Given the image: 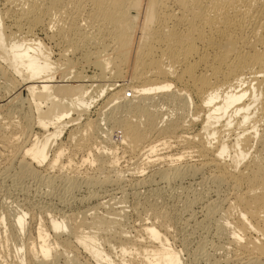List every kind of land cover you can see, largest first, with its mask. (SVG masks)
Here are the masks:
<instances>
[{
    "label": "bare ground",
    "instance_id": "obj_1",
    "mask_svg": "<svg viewBox=\"0 0 264 264\" xmlns=\"http://www.w3.org/2000/svg\"><path fill=\"white\" fill-rule=\"evenodd\" d=\"M39 30L58 51L44 44V38L37 36ZM64 62L77 65L84 72L82 79L75 78L71 84L58 81L56 69ZM118 79L138 86L129 87L130 95L117 96L104 119L115 122L119 132L122 127L129 129L130 136H121L128 147L143 134L179 131L186 135L185 131L198 127L186 141L198 148L195 152L204 158L202 165L210 168L203 178L208 187L195 188L193 198L185 193V213L212 189L231 188L237 195L241 208L234 203L229 207L239 217V228L222 210L230 199L224 196L225 190V198L220 200L218 195L205 201L202 218L193 224L195 234H200L192 264H264V249L259 247L242 246L235 261L226 260L229 245L243 241L244 229L260 232L253 221L264 225V0H0V81L10 92L7 110L0 112V141L13 148L18 159L17 165L5 166L0 174V190L5 192L0 194V239L16 248L13 258L0 254V264H104L106 259L115 264L99 235L102 229H112L102 228L93 217L89 223L93 226L77 224V216L73 217L79 212L55 215L56 207H52L84 203L77 196L83 183L94 190L96 185L121 180L122 174L81 181L67 170L55 174L40 167L46 163L55 167L67 149L58 145L73 126V116L82 117ZM86 83L94 87V94H85ZM22 126L47 133L34 132L32 140L19 142L10 134ZM55 146L58 149L51 157ZM148 147V163L168 165L136 182L150 186L149 198L166 192L167 196L182 194L178 189L183 181L204 169L184 165L182 154L160 157L158 144ZM104 148L98 153L110 156L107 150L111 151L114 156L109 163L116 167L114 150ZM98 160L93 155L82 161L94 164ZM177 181L181 185L176 186ZM43 199L44 205L50 199V210L41 206ZM188 219L181 217L177 223L186 226ZM142 230L148 237L130 240L132 246L124 231L117 229L119 236L105 242L119 248L123 260L131 254L149 264L182 261L166 232L155 223L144 224ZM78 246L90 250V262H85L87 256L82 261Z\"/></svg>",
    "mask_w": 264,
    "mask_h": 264
},
{
    "label": "rangeland",
    "instance_id": "obj_2",
    "mask_svg": "<svg viewBox=\"0 0 264 264\" xmlns=\"http://www.w3.org/2000/svg\"><path fill=\"white\" fill-rule=\"evenodd\" d=\"M37 36L44 38V44L49 47L52 46L54 48V52L58 51L57 45H55L51 40L49 42V40L44 37V34L42 31L40 30L37 31ZM70 65H72L70 62H64V63H61V66L60 65L57 66L56 71H57L58 81L63 79L64 82L70 83L75 78H78L79 80L82 79V77L84 76V72L81 69H79L77 65H74V66H70ZM111 66L112 64H110V67ZM89 74H91V70ZM85 85H86L84 88V90L86 91L85 94L87 95L94 94L95 92L94 87L90 85L89 83H86ZM130 86L133 88H136L138 85L135 82L132 83L128 79L116 80V85L111 87L107 95L101 96L98 99V101L94 103L93 106H91L90 110H88L87 112H83L84 115L82 117L79 118V115L73 116V118L71 119L72 122L70 124V126L72 125L73 126L70 129L67 128L66 129L67 131H65L61 137L62 141L61 139L59 140L61 142L58 141L59 142L58 146L62 145L63 147L67 148L66 149L67 152L65 151V154H64L65 157L63 155L62 158H60L59 161L56 163L55 167H52L50 165V168H49L48 163L44 164L42 168L40 167V169L42 170L52 171L55 174H60L61 172H64L65 170H67L68 172L65 171V173H68L70 176L72 175L71 177L74 176L75 178H80L82 179L81 181L85 180L86 178L87 179L90 177L92 178L94 176L97 177V176H107V175L112 176L113 175L115 177V173H118L120 175L122 174L121 180L123 181H121L120 179H117L114 183H112V181H108L109 183L107 182V184L103 183L104 185L99 184V185L94 186V190H93V187L89 188L86 186L85 183H83L84 186H82V188L78 190L77 196L82 197L85 200L84 203H81V204L78 203L71 208H67V207H64L58 204H53L54 207L52 208L54 209L56 207L55 208L56 210L54 209L52 213L55 215H58L59 213L61 214L62 211L63 212L64 211L66 212L75 211V214L79 212L73 217V218H76L77 216L76 218L78 222V223L76 222L77 224L82 222L88 225L89 223H91V221H93V218H94L96 221H98L101 224L102 228H105L108 230L112 229L111 232L105 230L107 234L102 229L99 232V235L103 238L101 240H103V246L105 248L106 253L108 254L109 257H111L115 261V264H149L148 261L145 260L144 258L136 257L131 254L125 255V260H123L120 254L117 253L119 248L113 249L111 245L105 242V240L107 238H117L119 236V233L121 231H124L123 235L125 239L128 240V244L130 243L129 246H132V243L130 242V240L132 241L134 240V238L138 240L139 239L141 240L143 238L142 241H145V238H147L148 235L146 234V232L142 230V228L144 224L146 223L151 224V222L155 223V225L158 227L159 230H161L162 232H166L165 235H167V237L170 239L173 245V248H175L181 254V258H182L181 260L183 262L180 261L179 264H192L191 254L195 250L194 247L197 246L196 242L198 241V238L196 237H198L200 234L199 232H198V235L195 234L197 231L195 230L193 224H195L194 223L195 220H199L200 218H202L201 216H203L204 209H205L204 206H206L205 204L212 201V198L213 200L218 199V195H219L220 200L228 196V198H230L231 200L229 199L230 202L228 201L224 205V208L222 210L229 217L230 221L232 222V225H234L236 228L237 227L239 228V224H238L239 217L232 210L233 206L229 207V203L236 204L239 209L241 208V206L238 203L236 193L231 188L230 189L221 188V190H218L219 192L218 191L216 192L214 189L209 191L207 198L203 199V201L201 200L197 202V204L196 203L193 204L194 207L192 211L186 212V213L185 211H183L184 204L182 203H183V200L185 199V193L186 195H190L193 198L194 197L193 192L195 188L200 189L201 185H202V189L208 187V184H204L205 181L203 178L204 176H207L209 174L210 168H205V166L202 165L203 162L205 161L203 157L197 156L198 154L195 152V150H197L198 148H195L193 144L187 143L188 141H186V138L189 137L188 135L192 136V134L194 133V131L198 129V127L195 126L193 130L189 129L185 131V133H187L186 135L184 134V132L182 133L179 131H177L176 133L156 132L150 136L143 134L141 135L140 140L134 143V146L128 147L126 144H124L123 142L124 140L121 141V136L123 135L130 136L129 129L127 127H122L119 132L116 130L117 126L115 125V122L111 120L107 121L106 119H104V117H105V114L111 110L114 104V100L117 96H121L127 92L128 93L130 92L129 91ZM2 87L3 85H2V82L0 81V112H5L7 110L6 100L8 99L10 92H8L7 89L2 88ZM121 99H123V97ZM76 118H79V119H76ZM101 119H103V121H101ZM131 119L133 122H135L137 118L133 116ZM73 121H75V123H73ZM111 129H115V130L112 131L113 133L112 132L110 134L108 133V136H106L107 135L106 132ZM102 130L105 131L103 132V134H102ZM83 131H85V133H83ZM34 132H38L39 136H43L47 133L43 128L41 129V128H37L34 126V128L30 130L29 127L22 126L21 130L14 129L10 135L13 134L12 137H14V139L15 137H19L20 139L18 138L17 140V141L20 140L19 142H22L21 140H23V142L26 140L27 142L28 140L30 139L32 140L34 138L33 137ZM149 143L158 144L160 148L157 147V149H160V150H158L159 153L157 154H159L160 157H163L165 155L166 156L175 155L176 157H178L179 155L182 154L183 158L185 159V161L183 162L184 165L197 164V168H201V169L204 168L199 174L195 176L191 175L192 177L190 176L183 181L181 188L178 189L179 191L183 192L182 194H180L181 196L179 194L171 195V196L169 195L171 197L170 198L169 196H167L168 193L166 192L167 193V194L165 193L166 195L165 194L160 195L161 197L159 196L157 199L149 198L148 196H146V194L150 186L146 185L145 183H139V184L136 183V182H139L140 180H143V178H145L149 174L154 173L157 170L166 169L168 167L167 162H161L158 165H153L152 163L147 162L148 158L146 157V154H147V149L149 148L148 147ZM3 145H4L3 142L0 141V174L6 167L10 166V164L12 165L18 164L17 157L13 155L14 149L11 147L7 148L6 145L4 146ZM58 146H55V148H52V150L50 151L51 157H53L55 151L58 149L57 148ZM99 146H103V147H99ZM105 146L107 148H110L111 150H114V154L116 155V158H118L116 167L110 165L109 163L110 158L114 156L111 153V151L107 150V154L109 152L110 156H107V155L102 156L99 154L101 151L105 149L104 148ZM5 147L7 150L4 149ZM89 152H91L90 153L91 155H89ZM92 154L95 156H98L100 160L102 161L98 160L97 163H94V164L83 162L86 157L88 158V157L93 156ZM161 154L162 155L164 154V155L162 156ZM156 157L157 156H155L154 158ZM70 160H73V161L70 162ZM74 160L76 162H74ZM142 160H145V161L142 162ZM75 163H77L78 166H76L77 164ZM61 165L63 167H61ZM86 165L89 167H87ZM98 165L100 167L103 165L101 167L102 169L100 168L101 170L99 169ZM97 166H98V169H97ZM110 166H112L114 171ZM105 167L106 169H103ZM143 167L144 168L146 167V168L143 169ZM100 171L104 173H100ZM202 179L203 181H201ZM198 183L199 184L201 183V184L199 185ZM179 185H181V182L179 183L177 181L176 186H179ZM90 189H92V191ZM222 189L223 191L224 190L225 191L223 192ZM222 192L224 193L225 197L223 196ZM4 193H5L4 191L0 190V194H4ZM93 193L96 195H93ZM97 195L98 197L95 198ZM182 195H183V198H182ZM89 197L90 198L92 197L91 200H89L90 199ZM165 197H168V198H165ZM85 198L88 200H86ZM10 200H13V198ZM205 201L207 202L205 203ZM44 202H45V199H43V202H41L40 204H43ZM48 202L49 204H51L50 199L46 200L47 204ZM99 203H103V204L101 205ZM9 204L12 205V203H9ZM47 204L41 205V206H44L43 209H46L45 207H47ZM49 204L48 206H50ZM12 207L16 208L17 206L12 205ZM47 209L50 210V208L48 207ZM121 209H124L122 213H121ZM91 210H93L94 212L93 211L91 212ZM80 212H83V213H80ZM92 213L93 215L94 213L95 215L97 213L98 216L97 215L93 216L91 215ZM178 213L180 215H177ZM189 213H192L193 215L189 216ZM109 216L115 217L116 219L115 220L110 219ZM181 217H182V220L189 217L186 226H185L186 223H184V225L178 224L179 223L178 221H182L180 220ZM253 224L259 225L262 231L257 232L253 230L251 231V230L244 229L243 230V234H244L243 241L240 243V245H229L230 249H228L229 253H228V257L226 258V260L230 258V260L235 261L236 260L235 254L241 253L242 250L244 249V248H241L242 246L244 247L249 246V248L259 247V248L264 249V225H262L261 221H258V222L253 221ZM91 225L92 224H89L88 226H91ZM85 229L87 231L90 230L89 228H85ZM115 229H117L119 233L114 232ZM76 235L79 236L80 233H77ZM65 236L66 235L64 234V237ZM0 242H1L0 243L1 256L3 257L8 256L9 258H13V256L15 255L16 248L13 249V245L11 241L8 240L6 242L3 239H0ZM151 245L152 243H150V245L148 244V246H151ZM78 248H79L80 256L83 257V258L80 257L81 259H83L82 261L86 260L87 259L86 256H87L88 259L85 262H90V260H92V258L90 257L91 256L90 250L82 246H78ZM73 249H75V247H73ZM121 261H123V263H121ZM109 263H107V259L104 261V264H109ZM225 263L227 264L228 262H225ZM87 264H90V263H87Z\"/></svg>",
    "mask_w": 264,
    "mask_h": 264
}]
</instances>
